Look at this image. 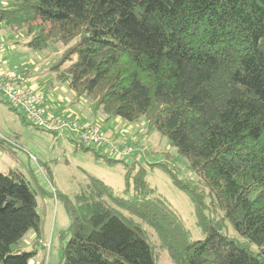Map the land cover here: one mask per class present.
<instances>
[{"label":"trees","instance_id":"16d2710c","mask_svg":"<svg viewBox=\"0 0 264 264\" xmlns=\"http://www.w3.org/2000/svg\"><path fill=\"white\" fill-rule=\"evenodd\" d=\"M0 2L6 30L26 28V47L74 42L62 79L107 119L145 120L166 137L237 235L181 183L197 206L194 239L144 170L123 190L95 178L73 201L51 182L71 220L61 264H158L165 250L175 264H264V0ZM41 229L38 192L0 171V264H30L38 250L24 240Z\"/></svg>","mask_w":264,"mask_h":264},{"label":"rangeland","instance_id":"374dc122","mask_svg":"<svg viewBox=\"0 0 264 264\" xmlns=\"http://www.w3.org/2000/svg\"><path fill=\"white\" fill-rule=\"evenodd\" d=\"M26 32V28L6 30L5 27L1 30V57L5 71L24 76L26 82L22 87L32 90L36 87L42 93L43 103L40 109L46 116L58 119L63 111L73 107L86 119L97 120L96 124L100 127L103 138L113 146L107 152L97 146L86 148L70 133H64L65 130L56 133L40 129L0 97V171H18L25 176L38 192V209L43 221L46 218L48 220L44 231L48 248L45 249L43 241L39 243L41 235L31 233L24 240L26 248L41 249L30 264H61L62 235L71 226L62 199L56 204L53 197H47L49 204H43L42 196L45 191H50L51 182L60 194L63 193V196L73 201L95 178L117 190H123L127 180L133 182L140 170L146 172V179L155 194L163 196L181 214L194 239L203 237L196 216L197 206L194 199L180 186L181 183L194 187L199 192L198 195L204 198L197 197V200L203 201L200 208H203L208 218L220 222L229 236L237 237L232 226L213 206L195 173L182 166L184 160L166 137L157 130H149L145 120L128 123L120 118L122 123H119L115 118L104 117L101 121L102 110H98L90 98L84 96L85 101L76 99L69 81L61 77L70 64V61L64 63L63 57L74 42L65 45L53 41L45 50H35L25 46L30 40V37L25 36ZM72 58L74 60L76 55ZM34 94L36 95L35 92ZM67 99L72 100L71 103ZM123 146H129L128 154L114 150ZM144 228L152 233L155 242L157 236L153 230L146 226ZM158 264L175 263L165 250L161 251Z\"/></svg>","mask_w":264,"mask_h":264},{"label":"built area","instance_id":"2783aa9c","mask_svg":"<svg viewBox=\"0 0 264 264\" xmlns=\"http://www.w3.org/2000/svg\"><path fill=\"white\" fill-rule=\"evenodd\" d=\"M1 7L2 3L0 2V11ZM2 29H5V25L0 20V32ZM2 40V37H0V97L11 108L21 112L30 123L40 129L56 133H62L64 130H67L75 140L79 141L85 147L97 146L102 149H111L113 147L110 142L103 138L99 126H80L78 123L70 121V118L61 117L55 119L46 116L40 109L43 103L42 95H35L29 87H22L26 82L24 76H17L5 71L1 57L3 53ZM114 150H120L125 154L130 152L129 146L114 148Z\"/></svg>","mask_w":264,"mask_h":264},{"label":"crops","instance_id":"0c3cea01","mask_svg":"<svg viewBox=\"0 0 264 264\" xmlns=\"http://www.w3.org/2000/svg\"><path fill=\"white\" fill-rule=\"evenodd\" d=\"M31 89V88H30ZM32 90V89H31ZM33 90H34V92L36 93V95H42V93L40 92V91H38V89L36 88V87H33ZM32 90V91H33ZM73 91V90H72ZM41 93V94H40ZM74 95H75V97H76V99H78V101L81 99V101H85V99L83 98L84 96H82V97H80V96H78L74 91L72 92ZM67 101L69 102V103H71V101L72 100H70V99H67ZM42 107V106H41ZM71 110V111H70ZM102 114H103V112H102ZM62 118L63 117H66V118H70V121H72V122H76V123H78L80 126H92V125H96V126H98L97 124H96V122H97V120H90V119H86L85 117H83V116H81L73 107H71V108H69V109H66L65 111H63V114H62V116H61ZM60 117V118H61ZM104 117H106V115L105 114H103V117L100 119L101 121L102 120H104ZM115 121L116 122H119V123H122L121 122V119L120 118H115ZM67 131V130H66ZM66 131H64V133L66 132ZM67 133H69L68 131H67ZM72 135V134H71ZM48 192H46L45 191V193H44V195L42 196L43 197V204L44 205H47V204H49V201H47V197H52L51 195H49V194H47ZM61 193V192H60ZM63 194V193H62ZM47 222H48V220H47V218H46V221H43V217H42V223H43V225H42V232H41V237L39 238V243L40 242H44V246H45V249L46 248H48L47 247V241L45 240V237H44V231H46V225H47ZM48 226H49V224H48ZM31 233H34L35 235H36V233L35 232H30V233H28V235H31ZM43 235V236H42ZM34 240H36V239H34ZM36 249L39 251V250H41V249H39V248H37L36 247ZM45 251V250H44ZM38 254H39V252H38ZM38 254H37V256H38ZM37 256L35 257V258H37ZM34 258V259H35ZM34 259L32 260V262L34 261Z\"/></svg>","mask_w":264,"mask_h":264},{"label":"water","instance_id":"95a60500","mask_svg":"<svg viewBox=\"0 0 264 264\" xmlns=\"http://www.w3.org/2000/svg\"><path fill=\"white\" fill-rule=\"evenodd\" d=\"M183 167L184 166H187V162L184 160V162H183V165H182Z\"/></svg>","mask_w":264,"mask_h":264}]
</instances>
